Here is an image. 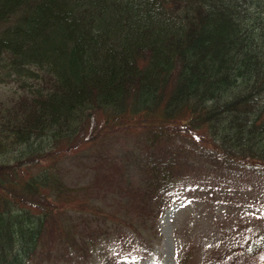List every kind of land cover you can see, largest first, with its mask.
Masks as SVG:
<instances>
[{"label":"trees","instance_id":"1","mask_svg":"<svg viewBox=\"0 0 264 264\" xmlns=\"http://www.w3.org/2000/svg\"><path fill=\"white\" fill-rule=\"evenodd\" d=\"M98 128L143 136L157 210L195 143L264 180V0H0V264H26L89 208L52 170ZM249 249L264 264V240Z\"/></svg>","mask_w":264,"mask_h":264},{"label":"rangeland","instance_id":"2","mask_svg":"<svg viewBox=\"0 0 264 264\" xmlns=\"http://www.w3.org/2000/svg\"><path fill=\"white\" fill-rule=\"evenodd\" d=\"M193 148V166L173 187L178 199L158 210L140 179L149 151L140 133L103 128L92 143L64 151L52 173L89 208L66 210L65 235L52 247L45 237L26 264H260L262 250L250 253L249 243L264 240L263 178L213 165Z\"/></svg>","mask_w":264,"mask_h":264}]
</instances>
